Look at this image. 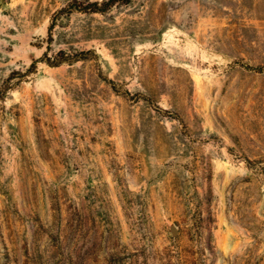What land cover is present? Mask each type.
Returning a JSON list of instances; mask_svg holds the SVG:
<instances>
[{
	"label": "rangeland",
	"instance_id": "1",
	"mask_svg": "<svg viewBox=\"0 0 264 264\" xmlns=\"http://www.w3.org/2000/svg\"><path fill=\"white\" fill-rule=\"evenodd\" d=\"M87 1L0 0V264H264V0Z\"/></svg>",
	"mask_w": 264,
	"mask_h": 264
},
{
	"label": "trees",
	"instance_id": "2",
	"mask_svg": "<svg viewBox=\"0 0 264 264\" xmlns=\"http://www.w3.org/2000/svg\"><path fill=\"white\" fill-rule=\"evenodd\" d=\"M117 1H121V2H123V3H127V2H129L130 0H104V1H102L100 4H98V2H96V1H87V2H80V3H78V5H76V9H79V10H91V11H97V10H104L106 7H108L109 5H111V4H113V3H115V2H117ZM70 11V10H69ZM51 28H49V30H50ZM81 54H84V53H81ZM77 57H79V56H77ZM75 59H77V58H75ZM47 60H49V59H47ZM71 60V59H70ZM47 62H49L50 64H60L62 61L60 60V61H58V62H55V63H53V62H51V61H47ZM31 66H35V61L34 62H32V64H31ZM254 69H259V68H261L260 66H258V67H253ZM112 83V82H111ZM148 99V98H147ZM157 110H163L161 107H159V106H156L155 107ZM164 112H167V111H164Z\"/></svg>",
	"mask_w": 264,
	"mask_h": 264
}]
</instances>
